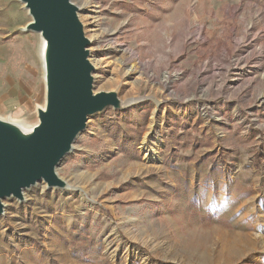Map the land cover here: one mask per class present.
I'll use <instances>...</instances> for the list:
<instances>
[{
  "label": "rangeland",
  "instance_id": "1",
  "mask_svg": "<svg viewBox=\"0 0 264 264\" xmlns=\"http://www.w3.org/2000/svg\"><path fill=\"white\" fill-rule=\"evenodd\" d=\"M73 1L121 105L89 115L65 186L3 199L0 264H264V0ZM31 20L0 0V116L35 123Z\"/></svg>",
  "mask_w": 264,
  "mask_h": 264
},
{
  "label": "water",
  "instance_id": "2",
  "mask_svg": "<svg viewBox=\"0 0 264 264\" xmlns=\"http://www.w3.org/2000/svg\"><path fill=\"white\" fill-rule=\"evenodd\" d=\"M32 16L26 30L46 40V105L30 133L0 119V212L3 199H24L23 191L44 180L63 187L58 175L61 160L72 151L89 115L118 108L115 91H96L94 65L89 59L90 39L73 0H21Z\"/></svg>",
  "mask_w": 264,
  "mask_h": 264
},
{
  "label": "bare ground",
  "instance_id": "3",
  "mask_svg": "<svg viewBox=\"0 0 264 264\" xmlns=\"http://www.w3.org/2000/svg\"><path fill=\"white\" fill-rule=\"evenodd\" d=\"M23 5L25 7V3L24 2H23ZM27 11H28V9H27ZM45 50H46V40L42 37L41 38V44H40V57H41V60H42L43 77H44V80H45V83H46ZM44 107H45V105L44 106H39L38 108H44ZM0 119H3V120H6V121H8V122H10L12 124H15L18 128H20L25 133H30L33 130L34 126L39 122L37 120L35 123H28V122H25V121L15 120V119H12L10 117L4 118V117H1V116H0ZM75 146L76 145L74 143L73 146H72V151L74 150ZM148 151L150 152L149 154H152V152L150 150H148ZM152 155L155 156L154 154H152ZM23 194H24V191H23Z\"/></svg>",
  "mask_w": 264,
  "mask_h": 264
}]
</instances>
